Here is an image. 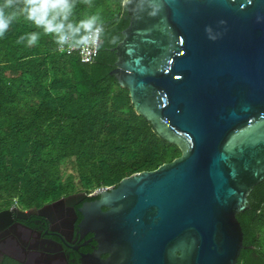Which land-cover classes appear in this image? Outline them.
Masks as SVG:
<instances>
[{"label":"water","instance_id":"obj_1","mask_svg":"<svg viewBox=\"0 0 264 264\" xmlns=\"http://www.w3.org/2000/svg\"><path fill=\"white\" fill-rule=\"evenodd\" d=\"M124 4L129 24L112 48L110 74L182 154L97 189L100 197L83 204L79 226L98 248L82 264H236L244 248L236 215L264 180V0ZM101 43L99 34L95 55ZM87 196L5 209L0 222L15 212L53 225L63 209L75 216Z\"/></svg>","mask_w":264,"mask_h":264},{"label":"trees","instance_id":"obj_2","mask_svg":"<svg viewBox=\"0 0 264 264\" xmlns=\"http://www.w3.org/2000/svg\"><path fill=\"white\" fill-rule=\"evenodd\" d=\"M23 7L6 10L17 16L0 38V209L90 194L182 154L135 111L128 89L110 74L117 59L112 48L129 23L124 0H75L67 13L59 0H38V17L59 23L68 15L66 30L68 23L98 18L94 27L102 28V43L91 63L77 52H60L57 34L27 19ZM32 33L38 39L29 45ZM87 34L81 30L80 36ZM80 36L69 38L76 43ZM247 205L236 215L244 245L236 264H264V180Z\"/></svg>","mask_w":264,"mask_h":264},{"label":"flooded vegetation","instance_id":"obj_3","mask_svg":"<svg viewBox=\"0 0 264 264\" xmlns=\"http://www.w3.org/2000/svg\"><path fill=\"white\" fill-rule=\"evenodd\" d=\"M127 16L129 17L128 13ZM113 51L116 53L114 49ZM90 195L98 194L95 192L88 194ZM94 200L96 199L85 198L76 204L75 216L70 215L67 209L57 212L58 219L53 225L46 218L37 215L18 219L15 212L10 222L6 223L5 219L2 220L0 222V264H82V258L94 253L98 246L94 235L79 226L83 218L79 209L84 203ZM13 207L18 206L2 208L0 211ZM102 208L106 209V207ZM69 217L75 218L71 231L66 225ZM108 256L107 253L101 255L104 259Z\"/></svg>","mask_w":264,"mask_h":264},{"label":"clouds","instance_id":"obj_4","mask_svg":"<svg viewBox=\"0 0 264 264\" xmlns=\"http://www.w3.org/2000/svg\"><path fill=\"white\" fill-rule=\"evenodd\" d=\"M38 0H3V3L0 4V38H2L5 32L8 30L12 22L16 19L17 12L6 11L16 9L18 5L23 4V11L27 13V19L34 21L37 25H43L45 32L56 33L57 34V43L60 45L68 42L69 37L75 38L80 36L81 30L84 33H93L95 34V39L99 38V34L102 31V28L95 27L97 22V17L93 16L85 21H81L78 25L73 26V24H67V30L65 29V24L63 21L68 20V15L65 14L62 17V21L59 23L54 22V20H48L46 16H37L36 5ZM61 11L67 13L71 10V7L74 6L75 0H59ZM86 4H91V0H83ZM127 3V0H124ZM24 37H20V40H23ZM38 39L36 33L30 34L28 38L29 45L35 44ZM89 40L88 35L80 36V39L76 41L78 44L87 43Z\"/></svg>","mask_w":264,"mask_h":264},{"label":"built area","instance_id":"obj_5","mask_svg":"<svg viewBox=\"0 0 264 264\" xmlns=\"http://www.w3.org/2000/svg\"><path fill=\"white\" fill-rule=\"evenodd\" d=\"M95 28V27H94ZM89 40L87 43L78 44L71 41L69 38L68 42L63 45L58 44V50L60 52H66L68 54L77 52L84 63H91L95 58V50L97 45V39H95L94 30L93 33H88Z\"/></svg>","mask_w":264,"mask_h":264},{"label":"rangeland","instance_id":"obj_6","mask_svg":"<svg viewBox=\"0 0 264 264\" xmlns=\"http://www.w3.org/2000/svg\"><path fill=\"white\" fill-rule=\"evenodd\" d=\"M96 192V189L95 190H93L91 193H95Z\"/></svg>","mask_w":264,"mask_h":264}]
</instances>
